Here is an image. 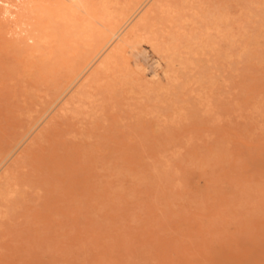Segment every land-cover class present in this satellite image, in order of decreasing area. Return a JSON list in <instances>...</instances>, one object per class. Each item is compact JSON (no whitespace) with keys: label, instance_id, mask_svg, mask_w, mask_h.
Instances as JSON below:
<instances>
[{"label":"rangeland","instance_id":"rangeland-1","mask_svg":"<svg viewBox=\"0 0 264 264\" xmlns=\"http://www.w3.org/2000/svg\"><path fill=\"white\" fill-rule=\"evenodd\" d=\"M236 1L238 4L241 2L239 7L243 5L242 8L246 2L251 7L254 2L255 6H264V0ZM236 1L227 0V4L226 0H207L206 3L201 0V6L203 12L207 13L208 10L210 15H206L211 16L213 13L210 11L216 14V8L223 4L220 11L223 7L224 14L219 9L217 14L219 11V14L231 17L243 10L238 8ZM208 2L210 4L207 7L202 4ZM180 3L179 0L177 4H183ZM233 4L237 6L238 9L234 8L237 12L230 11ZM0 5L4 4L0 1ZM246 5L245 11L249 8ZM226 7L230 10H226ZM258 7L254 8L259 11L253 9L257 13L255 18H259L264 26V7ZM76 12L77 18L71 23L73 28L70 25L71 33L53 32L48 42L43 41L40 50L30 55L25 53L26 44L21 41L23 36L27 38L26 33L21 32L22 37L16 38V34L21 36L20 32L14 33L21 30L20 27L7 20L10 23L7 28V24H3L5 20L0 19V26L3 25L5 29L0 27L5 31L1 33L0 29V162L5 164L0 163V181L4 179L1 180L5 176L3 172L9 177H5V183L0 188V264H264V213L258 212H264L262 24L248 21L246 35L251 39L247 49H242L239 44L236 50L237 44L232 45L228 39L220 40L219 51H224L218 57L213 56L217 60L215 67L218 70L215 68V72L218 73H215L217 80L208 85L203 93L205 96L207 94V99L202 95L194 96V99L190 97L193 100L190 101V108L188 98L180 112L185 117L180 113V117H176L169 113L170 99L166 91L163 94L152 91L161 94L149 92L148 95L140 89L135 90L139 87L124 80L122 72L121 75L114 72L121 71V59H117L115 68L110 70L113 73L109 71V75H106L105 71H99L98 61L102 53L106 54V50L96 57H99L98 60L94 58L87 69L82 72L78 69L85 75L77 71L75 76L68 74L70 70L65 66L69 68V65L77 61L72 57L74 52L82 53L80 49H84L78 34L83 29L81 21L85 15L80 8H76ZM231 23L233 32L239 33L240 24ZM56 35L59 39H55ZM28 42L31 44L32 40L28 39ZM78 46L81 48H77V52ZM144 46L147 47V55L143 62L148 72L160 71L157 64L160 55L156 53L157 56L151 46ZM143 48L141 46L139 51ZM248 48L252 49L251 52ZM52 49L64 51H57L60 55L55 57L56 53H52ZM26 54L28 59L24 57ZM66 54H70L71 63ZM78 55L75 57L78 58ZM223 57L227 58L223 61ZM236 57L240 58V62H236ZM251 58L252 64L249 60ZM226 59H230L231 63H225ZM26 62L35 65L28 66ZM60 67L65 68L60 70ZM42 69H46V72ZM27 71L30 75L26 74ZM87 71L90 75H86ZM79 73V77L73 79ZM115 74L120 78L123 76L119 78L120 83ZM108 76L111 80V77L117 80L114 78L111 82ZM57 78L58 81L70 79L65 80L69 82L66 85L62 83L64 80L56 82ZM43 79L41 85L40 80ZM121 80L128 84L124 85ZM60 84L62 87L59 88ZM78 85L83 90H79ZM90 86L93 91L89 89ZM84 87L89 94L85 101L91 97L94 100L92 104H98L91 105L90 100L84 106ZM48 94H54V97L50 98ZM55 94L58 95L55 97ZM163 95L169 100L166 101ZM159 96L163 100L165 98L163 103ZM260 98L262 104H259ZM72 99L74 102L77 99L79 105L77 102L75 105L81 107L75 109ZM201 100L203 104L199 103ZM102 101L103 104L100 103ZM99 103V108H95ZM164 103L168 105L164 106ZM66 105L72 107L71 110L75 108L70 111ZM87 105L96 113L91 110L90 114L91 108ZM61 106L62 109H69L68 112L64 113ZM78 109L82 111L76 112ZM61 113L66 114L65 117ZM167 113L172 119L166 116ZM28 129L33 132L31 136ZM45 134H48L46 140ZM9 143H12L13 148ZM19 164L23 165V169ZM16 165H19V169H16ZM27 165H30L29 168ZM155 165H159V170ZM5 166L11 168L7 167L4 171ZM9 174L19 184H15L17 182L11 180ZM7 181L14 182L11 185L14 186L12 191L10 187L4 186L6 183L7 187L10 186L11 183L8 185Z\"/></svg>","mask_w":264,"mask_h":264},{"label":"bare ground","instance_id":"bare-ground-1","mask_svg":"<svg viewBox=\"0 0 264 264\" xmlns=\"http://www.w3.org/2000/svg\"><path fill=\"white\" fill-rule=\"evenodd\" d=\"M2 2V4H4L3 6L0 7V19L1 20H5L3 21V24H7V28L10 27V23L9 22H13L16 26H19L21 30H18V32H14L15 34L16 33H19L20 35L22 34L21 32L23 33H26V36H23L24 38L22 39L21 38V41L22 43L25 42V49L28 54H32L34 53L36 50L39 49V46L40 44L43 42V41H47V39L49 38V36L53 33V32H69L70 31V25L72 22H74L75 18H77L75 15H77L76 13V8H80L82 9L83 13L85 16H83L82 18V21L81 23L83 24V29L79 32L78 35H80V39L83 41L82 43H84V49H80L81 47H76V51L78 52L77 48H79L80 50H82L83 52L82 53H75L76 54H79L78 55V58L77 56L75 57V55H73L72 57L76 58L77 61H75L73 64L69 65V68H68V65H66L65 67H67L68 70H70V75L73 74V76H75L74 74H77L78 72H82L83 69H85L86 67H88L90 65V63L92 62V60H94V58H96L98 55L100 56V53H102L103 51L106 50V54H101V57L100 60L98 61L99 64H98V70L99 71H105V74L107 75L109 73V71L113 68H115V63L117 61V59H121V62H122V69L120 72H117L114 70V72L118 73L121 75V72L123 74V78H125L124 80H127L129 84L133 83L135 84L134 86H137L139 88H136L135 90L137 89H140L142 92L146 93L149 95V92L153 93L152 91H160L162 94L164 93L163 91H166V93L169 95V99H170V102H168V104L170 105V107L168 108V110H170L171 112H169L171 115H179L178 113H180L183 108L185 107L186 105V102H187V99L189 98L188 102H189V105H190V108H192V104H190L191 102H193V100L191 101L190 100V97L192 99H194L193 97H198V96H205V94L203 95L204 91L206 90V88L208 87V85L212 84L214 82V80H217V78H215V76L217 75V73L215 72V68L217 69V67H215V65L217 64V60H216V57L214 59V55L215 56H219L221 51H224L221 50L219 51V43H220V40H223L225 39H228V42L230 41L232 45L234 44H237V46H235V49L238 47L239 44H241V47L243 49L246 48L247 49V46L249 44V40L251 39V37H248L246 35L247 33V24H248V21L250 22H255L259 21V18L258 20L255 18L256 14L257 13H254L255 11L253 9H255L254 7H262V5H257L255 6V2L253 4V8L251 6H248L246 5L247 2H252L253 0H244L246 2V4H244L242 2V4H244V8L245 5L249 8H247L248 10H244L243 5H241V7H239L240 3L238 4V1L236 0H231V1H236L237 5H238V8L240 9H243L241 11H239L240 13H238L237 15H232L231 17H227L226 15H222V14H219V11L221 9V5L219 8H216V14H214V12L210 11L211 13H213L211 16L210 13L208 12L207 10V13L206 12H203L202 10V7L201 6V0H180L181 3H183L182 5H178L176 0H15V1H8V0H0ZM175 1V2H174ZM207 1V0H206ZM206 1L203 2L206 3ZM209 1V0H208ZM260 1V0H259ZM262 1V0H261ZM180 3V4H181ZM202 3L203 5H205L207 7L208 4H210L209 2L207 4H204ZM226 3H227V0H226ZM233 3V2H232ZM260 4V2H258ZM257 3V4H258ZM264 4V1L262 2ZM261 3V4H262ZM229 4V3H227ZM235 4H233V9L230 10V9H227L228 5H226V10H230V11H236L234 8L238 9L237 6L234 7ZM252 5V4H251ZM231 6V5H230ZM258 7V8H259ZM210 8V6L208 7ZM232 8V6H231ZM219 9L218 11V14H217V10ZM211 10V9H210ZM224 10L223 7H222V10L220 12L223 11V14H224ZM255 10H258V9H255ZM215 11V10H214ZM233 11V12H234ZM259 11V10H258ZM263 11H264V8H263ZM262 11V12H263ZM237 12V11H236ZM261 12V13H262ZM260 13V14H261ZM206 14H209L208 16ZM228 14V12L226 13ZM264 14V13H263ZM264 16V15H263ZM262 17V16H261ZM5 18V19H3ZM7 18V19H6ZM262 19V18H261ZM0 20V25L2 24V21ZM9 22H8V21ZM242 20H245V22L242 23ZM264 20V19H263ZM231 22H238V24H240V27L239 28V33L236 34V32L232 30V27H231ZM261 23V22H260ZM12 24V23H11ZM262 24V23H261ZM9 25V26H8ZM14 25V26H15ZM235 25V24H234ZM3 26V25H2ZM0 26L1 28L4 29V27ZM13 26V27H14ZM15 26V27H16ZM255 26H259V25H256ZM263 26V24H262ZM261 26V27H262ZM72 27V25H71ZM236 27V26H234ZM254 26H252L253 28ZM264 27V26H263ZM0 28V29H1ZM12 28V27H11ZM73 28V27H72ZM237 28V27H236ZM235 28V29H236ZM15 29V28H13ZM255 29V28H254ZM259 29H260V26H259ZM264 28H262L263 30ZM5 30V29H4ZM14 31H17V30H14ZM252 31V30H251ZM4 33L5 31H2L1 29V33ZM13 32V30H12ZM0 33V35H2ZM71 33V31H70ZM253 33V32H252ZM257 33V32H256ZM264 33V32H263ZM18 34V35H19ZM56 34V33H55ZM67 34V33H66ZM255 34V33H254ZM259 34L261 35L262 32ZM60 36V34H57ZM57 35L55 36L56 38L55 39H59L57 38ZM63 36L65 34H62ZM245 35L247 37H245ZM253 35V34H252ZM14 36V35H13ZM67 36V35H66ZM254 36V35H253ZM16 38L18 37H22L21 36H15ZM62 37V36H61ZM52 39V36L50 37ZM62 38H65V37H62ZM61 38V39H62ZM4 39V38H3ZM12 39H15V38H12ZM28 39L29 40H32V43H34V45H31L29 42H28ZM60 39V40H61ZM8 41V39H6ZM20 40V39H18ZM27 40V41H26ZM50 40V39H49ZM53 40V39H52ZM11 40H9L8 42H10ZM20 41V42H21ZM116 41V42H115ZM12 42V41H11ZM17 43V41H15ZM19 42V43H20ZM48 42V41H47ZM46 42V43H47ZM52 42V41H50ZM13 43V42H12ZM252 43V42H251ZM7 44V43H6ZM44 44V42H43ZM42 44V45H43ZM144 44L148 45V46H151L152 49L155 51H153L150 47V49L156 54L158 53V55H160L161 59H159L160 57L158 56V59H157V64H158V67L160 69V71L158 70H154L153 72L149 73L148 72V67L146 66V64L143 62V59L146 57L147 55V47L144 46ZM256 44V43H255ZM258 44V43H257ZM63 45V44H61ZM82 45V44H81ZM80 45V46H81ZM224 45V42L223 44ZM20 46V44H19ZM19 46L17 48H19ZM22 46V45H21ZM24 46V45H23ZM49 46V45H48ZM51 46V45H50ZM60 48V45H58ZM65 45H63L62 47L65 49L66 47H64ZM144 47L141 51H139V48L140 47ZM253 46H256L253 44ZM259 46V45H258ZM256 46V47H258ZM61 47V48H62ZM260 47V46H259ZM48 48V47H47ZM52 48V47H51ZM57 48V46L55 47ZM53 48V49H55ZM253 48V47H252ZM255 48V47H254ZM253 48V49H254ZM261 50H263V46H261ZM22 49V48H20ZM52 49V50H53ZM75 49V48H74ZM234 49V48H233ZM234 49V50H235ZM256 49V48H255ZM19 50V49H18ZM23 50V51H24ZM40 50V49H39ZM47 50V49H45ZM60 50V49H59ZM65 50H68L69 49H65ZM73 50V48H72ZM70 50V51H72ZM108 50V51H107ZM237 50V49H236ZM238 50L241 51V49L238 48ZM249 50V48H248ZM247 50V51H248ZM252 50V49H250ZM249 50V51H250ZM51 51V49H50ZM55 51V50H53ZM52 53H56L55 54V57H57L56 55H60L59 53L63 52V51H58L56 50L55 52ZM57 51L59 53H57ZM139 51V52H138ZM246 51V52H247ZM254 51V50H253ZM258 51V50H257ZM260 51V49H259ZM19 52V51H18ZM44 52V50H43ZM251 52V51H250ZM256 52V51H255ZM263 53V51H261ZM45 53V52H44ZM66 53H68L66 51ZM70 53V52H69ZM73 53V52H72ZM71 53V54H72ZM229 53V52H228ZM238 53V52H237ZM241 53V52H239ZM243 53V52H242ZM249 53V52H248ZM29 54V55H30ZM43 54V53H42ZM64 54V53H63ZM234 54V58L233 60L235 61V52L233 53ZM258 54V53H257ZM23 55V53H22ZM66 55H69L70 57V54H66ZM227 55V52L225 54V56ZM259 55V54H258ZM261 55V54H260ZM17 56V55H16ZM136 56V57H135ZM238 56V54H237ZM249 56V54H248ZM22 57V56H21ZM28 59V56L26 54V56H24ZM23 57V58H24ZM35 57V56H34ZM44 57H46V55L44 54ZM135 57V59H134ZM228 57V56H227ZM227 57H223V61H224V58H227ZM230 57V56H229ZM243 56H241L240 58H242ZM54 58V56H53ZM99 58V57H98ZM98 58H96L98 60ZM240 58H237V61L236 62H240V60L238 61V59ZM248 58V57H247ZM253 58V57H252ZM251 59V61H253ZM16 59L18 60V58L16 57ZM22 59V58H21ZM41 59V58H39ZM57 59V58H56ZM71 59V57L69 58V60ZM222 59V58H221ZM220 58L218 60H221ZM246 59V57H245ZM227 60V59H226ZM230 59H228L225 63H227ZM233 60L232 61V64H233ZM244 60V59H243ZM243 60L241 61L243 63ZM248 60V59H247ZM261 60V59H260ZM28 61V60H27ZM36 61V60H35ZM57 61V60H56ZM96 61V60H95ZM94 61V62H95ZM246 61V60H244ZM255 61V60H254ZM23 62V61H22ZM38 62V60L36 61ZM72 62V59L70 60V63ZM56 64V62H54ZM69 63V61H68ZM228 63H231L230 61ZM241 63V64H242ZM247 63H249L247 61ZM18 64H20L18 62ZM27 64V62H26ZM25 64V65H26ZM29 64V63H28ZM27 64V65H28ZM30 64H33V63H30ZM28 65V66H31V65ZM53 64V63H52ZM239 64V63H237ZM236 64V65H237ZM246 64V63H245ZM244 64V65H245ZM252 64V62H251ZM249 64V65H251ZM35 65V64H33ZM96 65V64H95ZM95 65H94V68L95 69ZM248 65V64H247ZM49 66V65H48ZM83 66L82 70H81V67ZM91 66V65H90ZM93 66V64H92ZM222 66V65H221ZM233 66V65H232ZM27 67V66H25ZM33 67V66H32ZM64 67V68H65ZM121 67V66H120ZM12 68V67H11ZM19 68V67H18ZM31 68V67H30ZM34 68V67H33ZM41 68H42V65H41ZM47 68V67H46ZM50 68V67H49ZM64 68L60 67V70H63ZM20 69V68H19ZM22 69V68H21ZM28 69V68H27ZM48 69V68H47ZM51 69V68H50ZM49 69V70H50ZM80 71H79V70ZM87 69V68H86ZM90 69V68H89ZM91 72V70H89ZM118 70V67L116 68ZM231 69V68H230ZM18 70V69H17ZM33 70V69H31ZM38 70V69H37ZM44 70V69H42ZM52 70V69H51ZM218 70V69H217ZM22 71V70H21ZM21 71H20V74H21ZM30 73L31 71L28 70ZM27 71V72H28ZM36 71V70H35ZM46 72V69L44 70ZM43 71V72H44ZM59 71V70H58ZM57 71V72H58ZM77 71V73H75ZM88 71L86 72V75L88 73ZM93 71V70H92ZM26 73L28 75H30V73ZM42 72V71H41ZM80 72V73H81ZM89 72V73H90ZM95 72V71H94ZM101 72V73H102ZM112 72V71H110ZM25 73V72H24ZM34 73V72H33ZM31 73V74H33ZM67 73V72H66ZM80 73L73 79H76L77 77H79ZM88 73V74H89ZM113 73V72H112ZM112 73L110 74V76L112 75ZM216 73V75H215ZM16 74V73H14ZM37 74V73H36ZM65 74V73H64ZM83 73H81L82 75ZM98 74V73H97ZM100 74V73H99ZM103 74V76L105 78L106 75ZM22 75V74H21ZM40 75V73H39ZM85 75V73L83 74ZM90 75V74H89ZM102 75V74H101ZM109 75V74H108ZM117 74H115L116 76ZM148 75V76H147ZM100 76V75H99ZM110 76H108V78L110 79ZM114 76V75H113ZM222 76V75H221ZM38 77V76H37ZM64 77V76H63ZM117 79H119L120 77L116 76ZM121 77V78H122ZM217 77V76H216ZM51 78V77H50ZM62 78V77H61ZM90 78V77H89ZM111 78H115V77H111ZM120 78V79H121ZM32 79V78H30ZM40 79V78H39ZM45 79V78H44ZM44 79L43 81L40 80V83L41 82H44ZM52 79V78H51ZM68 78H65V79H62L64 80V82L62 83H66V85L69 83V82H66L68 80H66ZM72 79V77H71ZM88 79V78H87ZM111 80V82H113L114 80ZM116 79V78H115ZM116 79V80H117ZM120 79L117 80L119 83H120ZM38 80V79H37ZM53 80V79H52ZM60 80V79H59ZM62 80L58 81V78L56 80V82H61ZM66 80V81H65ZM83 80V79H82ZM101 80V79H100ZM108 80V79H107ZM47 81V80H45ZM80 81V80H78ZM84 81V80H83ZM93 81V79H91V82ZM123 82V80H121ZM71 82V80H70ZM82 82V81H81ZM90 83V81H88ZM94 82V81H93ZM99 82V80H98ZM103 82V81H102ZM121 82V83H122ZM125 82V81H124ZM123 82V83H124ZM221 82V81H219ZM55 83V82H54ZM72 83V82H71ZM89 83H87V87L89 86ZM109 83V82H108ZM128 83H124L125 84H128ZM43 83H41L42 85ZM59 84V83H58ZM58 84H55L56 86H58ZM63 84V85H64ZM77 84V83H76ZM75 84V85H76ZM100 84V83H99ZM107 84V83H106ZM110 84V83H109ZM113 84V83H112ZM80 85V84H79ZM78 85V86H79ZM92 85V84H90ZM94 85V84H93ZM101 85V84H100ZM104 85H105V82H104ZM116 85V83H115ZM216 85V84H215ZM17 86V85H16ZM30 86V85H29ZM32 86V85H31ZM55 86V87H56ZM65 86V85H64ZM70 86V85H69ZM74 86V85H73ZM82 86V85H81ZM85 86V87H86ZM103 86V85H102ZM100 86V87H102ZM107 86V85H106ZM110 86L111 88L113 86L111 85H108ZM133 86V85H132ZM214 86V85H213ZM33 87V86H32ZM62 87L61 84L59 86V88ZM67 87V86H66ZM75 87V86H74ZM84 87V89H85ZM91 87V86H90ZM89 89L92 90L93 87H91ZM95 87V86H94ZM97 87V86H96ZM95 87V88H96ZM115 87V86H114ZM113 87V88H114ZM48 88H51V87H48ZM58 88V87H57ZM64 88V87H63ZM62 88V89H63ZM71 88V86H70ZM82 87L79 86V90L81 89ZM94 88V89H95ZM98 88H99V85H98ZM97 88V89H98ZM107 88V87H106ZM53 88H51L52 90ZM65 89V88H64ZM78 89V88H76ZM101 89V88H100ZM99 89V90H100ZM103 89V87H102ZM211 88L209 87V90ZM59 91V89H56ZM54 90V91H56ZM83 90V89H81ZM88 90V89H87ZM90 90H88V93H90ZM98 90V91H99ZM139 90V92H140ZM209 90L205 93H208ZM244 90V89H243ZM53 91V92H54ZM62 91V90H61ZM66 91L68 92V90L66 89ZM78 92V90H76ZM85 93L87 92L86 89L84 90ZM82 91V92H84ZM93 91V90H92ZM91 91V92H92ZM103 91V90H102ZM108 91V90H107ZM64 92V91H63ZM77 92H73L74 93H77ZM138 92V93H139ZM211 92V91H210ZM50 93V91L48 92ZM57 93V91L55 92ZM85 97L83 99V101H85V98H86V95H89V94H85ZM92 93H95V92H92ZM91 93V94H92ZM99 93H101L99 91ZM141 93V92H140ZM157 93V92H155ZM161 93H158V94H154V95H159ZM62 94V93H61ZM83 94V93H82ZM81 94V96H82ZM113 94V93H112ZM166 94V95H167ZM51 95V94H50ZM49 94L47 95L48 97L50 96ZM54 95V94H53ZM53 95L50 96L51 97H54ZM58 94H55V97L57 96ZM64 95V94H63ZM63 95H60L63 97ZM79 95V94H78ZM141 95V94H140ZM143 95V94H142ZM59 96V97H60ZM66 96V95H65ZM94 95L92 94V97ZM161 96V95H160ZM159 96V97H160ZM207 96V94H206ZM205 96V97H206ZM209 96V95H208ZM36 97V95H35ZM61 97V99H62ZM90 97V96H89ZM97 97V96H96ZM148 97V96H147ZM151 97V96H149ZM155 97V96H154ZM157 97V96H156ZM162 97H165L164 95ZM167 97V96H166ZM165 97V98H166ZM204 97V98H205ZM210 97V96H209ZM49 98V100H50ZM71 98H73L71 96ZM91 98V97H90ZM89 98V100L87 102H89L91 99ZM100 98V96H99ZM164 98V100H165ZM168 98H166V101L169 100ZM55 99V98H54ZM52 99V101L54 100ZM58 100V101H61ZM87 99V98H86ZM92 99H95V98H92ZM102 98H100L101 100ZM157 99V98H156ZM202 99V97L200 98ZM207 99V97H206ZM258 99V97L256 98V100ZM264 99V98H262ZM260 98V101H259V104H262L261 102H263ZM46 101V103H48V101ZM75 100V99H74ZM96 100H98L96 98ZM95 100V101H96ZM98 100V102L100 101ZM160 102H162L163 99H161L160 97ZM163 100V101H164ZM195 100H198V98ZM194 100V102H195ZM262 100V101H261ZM71 101V99H70ZM68 101V102H70ZM73 101V99H72ZM82 101V100H81ZM82 101V103H83ZM191 101V102H190ZM199 101V100H198ZM258 101V100H257ZM77 102V106L79 105V101H76ZM74 101V105L76 104ZM86 101L84 103V106L85 104H88ZM92 102H94V100L90 101V104L91 105H94V104H98V103H94L92 104ZM159 104H162L160 103ZM256 102V101H255ZM45 103V104H46ZM51 103V102H50ZM61 103V102H59ZM65 103V101L63 102ZM62 103V104H63ZM67 103V101H66ZM103 104V101L100 102ZM100 103L99 105H96L94 106L95 108H99L98 106H100ZM158 103V101H157ZM167 103V102H166ZM199 103H202V100L201 102ZM237 103V102H236ZM258 103V102H257ZM256 103V105H257ZM68 104V103H67ZM72 103H70L71 105ZM156 104V103H155ZM165 104V103H164ZM168 104H165L164 106L168 105ZM188 104V103H187ZM203 104V103H202ZM201 104V105H202ZM49 104H47L46 107H48ZM59 105V104H56V106ZM69 105V104H68ZM66 105V106H68ZM73 104L71 106H74ZM81 105V103H80ZM83 105V104H82ZM105 105V104H104ZM163 105V104H162ZM52 106V105H51ZM55 106V107H56ZM64 106V105H63ZM60 107V109H62V107ZM158 106V105H157ZM157 106H155V108H157ZM188 106V105H187ZM187 106L185 109H187ZM194 108L196 107L194 104H193ZM259 106V105H257ZM54 107V109H55ZM69 107V106H68ZM76 107V105H75ZM72 110H74V108ZM81 107V106H80ZM80 107H76L75 109L77 108H80ZM87 107H90L91 106H88ZM160 106H158V109H159ZM263 107V105L261 106V108ZM70 108V107H69ZM72 108V107H71ZM70 108V111H72ZM162 108V107H161ZM163 108H167V107H163ZM189 108V107H188ZM45 109V108H44ZM66 108L62 109L65 113L68 112V110H65ZM96 109V110H97ZM51 110V109H50ZM47 111V112H50ZM81 109H78V110H75L76 112L77 111H80ZM92 108L89 109V112L90 114L92 112L96 113L95 111L92 110ZM157 110V109H156ZM161 110V109H160ZM158 110V111H160ZM262 110V109H261ZM82 111V110H81ZM163 110H161L162 112ZM186 111V110H185ZM58 112V111H57ZM61 112V111H60ZM144 112V111H143ZM153 112V111H152ZM155 112V110H154ZM165 112H168V111H165ZM163 112V113H165ZM64 113L62 114L64 117ZM162 113V115H163ZM169 113H167L168 115H166L167 117H169L170 119H172L170 116H169ZM68 114V113H67ZM74 114V112H73ZM76 114V113H75ZM79 114V112H78ZM157 114V113H156ZM159 114V112H158ZM161 114V113H160ZM159 114V115H160ZM181 114V113H180ZM184 114V112H183ZM44 115V114H43ZM182 115V114H181ZM62 116V117H63ZM102 116V115H101ZM184 116V115H182ZM41 117V116H40ZM43 117V116H42ZM53 117H56V115ZM52 117V118H53ZM162 118V116H160ZM177 117V116H176ZM180 117V115H179ZM178 117V118H179ZM185 117V116H184ZM183 117V118H184ZM183 118H179V119H183ZM187 118V117H186ZM185 118V120H186ZM254 118V117H253ZM38 119V118H37ZM55 119V118H54ZM65 119V118H64ZM170 119H166L167 121ZM177 119V118H176ZM36 120V119H35ZM35 120L33 122H35ZM161 120V119H160ZM248 120H250L248 118ZM54 121V120H53ZM162 121H165V120H162ZM172 121V120H171ZM176 121V120H174ZM32 122V123H33ZM37 122H39V120H37ZM36 122V123H37ZM55 122V121H54ZM29 123V122H28ZM27 123V124H28ZM31 123V121H30ZM31 123V125H32ZM48 123H51V121H49ZM58 123V122H57ZM55 123V124H57ZM161 123V122H160ZM26 124V125H27ZM35 124V123H34ZM40 124V123H39ZM25 125V124H24ZM23 125V127H24ZM30 125V124H28ZM36 126V124L34 125ZM51 126V125H50ZM53 127V126H51ZM25 128V127H24ZM29 128V127H28ZM36 128V127H35ZM48 128H50L48 126ZM47 128V130H48ZM58 128V126H57ZM56 128V129H57ZM51 129V128H50ZM55 129V128H54ZM25 130V129H24ZM27 130V129H26ZM29 130V129H28ZM32 131H35L33 129H31ZM19 131V130H18ZM30 131V130H29ZM49 131V130H48ZM52 131V130H51ZM27 133H30L28 131H26ZM55 132V131H54ZM17 133V132H16ZM21 133V132H20ZM24 133V132H23ZM33 132L30 133V136ZM56 133V132H55ZM19 134V133H18ZM49 134V132H48ZM47 134V135H48ZM50 134H52L50 132ZM17 135V134H16ZM23 135V134H22ZM45 134V139L48 138ZM25 136V135H24ZM28 137L26 135L27 138H31V137ZM38 135H36L37 137ZM42 136V134H41ZM47 136V137H46ZM20 137H22L20 135ZM19 137V138H20ZM40 137V136H38ZM16 138V137H15ZM33 138V137H32ZM31 138V139H32ZM40 138H43V137H40ZM23 139L25 141H28V139L26 140L24 137ZM50 139V137H49ZM84 139V138H83ZM18 140V138H17ZM16 140V141H17ZM34 139H32L33 141ZM38 140V139H37ZM43 140V141H44ZM31 141V142H32ZM36 141V140H35ZM40 141V140H39ZM42 141V140H41ZM42 141V142H43ZM10 142V141H9ZM13 143V142H12ZM11 143V144H12ZM18 143V142H17ZM10 144V143H9ZM10 144V145H11ZM37 144V142H36ZM9 145V146H10ZM20 145V144H19ZM32 145V143L30 144ZM29 146V145H28ZM27 146V147H28ZM10 147L13 148V145H11ZM15 147V146H14ZM17 147V146H16ZM39 147V146H38ZM8 148V147H7ZM19 148V146H18ZM10 150V149H9ZM12 150V149H11ZM10 150V151H11ZM39 150V149H38ZM13 151V150H12ZM11 151V152H12ZM31 151V150H30ZM24 152V150H23ZM23 152L21 154H23ZM6 155H8L7 153L8 152H5ZM10 153V152H9ZM17 153V152H16ZM27 153V152H26ZM25 153V155H27ZM84 153V152H83ZM13 154H14V151H13ZM31 154V153H30ZM29 154V155H30ZM19 155V154H18ZM17 155V156H18ZM24 155V154H23ZM15 156V155H14ZM16 156V157H17ZM37 156V155H36ZM8 157V156H7ZM11 157V155H10ZM22 158H25L23 156H19ZM33 157V156H32ZM2 158V157H1ZM3 158H4V154H3ZM9 158V157H8ZM12 158V157H11ZM10 158V159H11ZM27 158V157H26ZM9 159V160H10ZM20 159V158H19ZM162 159V158H161ZM17 160V159H16ZM24 160V159H23ZM22 161V160H21ZM26 161V159L24 160V162ZM163 161V160H162ZM166 161V160H164ZM20 162V161H19ZM18 162V163H19ZM23 162V163H24ZM3 164V162H0ZM9 163V162H8ZM15 163V162H14ZM21 163V162H20ZM163 164V162H161ZM161 163L159 162V164L161 165ZM13 164V163H12ZM25 164V163H24ZM31 164V163H30ZM5 165V164H3ZM8 165V164H7ZM20 165V164H19ZM19 165H16L15 167L19 166ZM22 165V164H21ZM20 167L23 169V165ZM26 165H24L25 167ZM30 166V165H27V167ZM156 166V165H155ZM154 166V167H155ZM164 166V165H162ZM161 166V168H162ZM7 167H10L11 166H7ZM6 166L3 168L4 171H5V168H7ZM13 167V165H12ZM153 167V168H154ZM157 167V170H159V165L156 166ZM29 168V167H28ZM35 168V167H34ZM165 168V166H164ZM1 169V171L3 170ZM13 169V168H12ZM16 169H19L18 167ZM27 169V168H25ZM156 169V168H154ZM153 169V170H154ZM11 171V169H9ZM21 170V169H20ZM34 170V169H32ZM36 170V169H35ZM156 170V171H157ZM15 173H16V170H14ZM13 171V172H14ZM19 171V170H18ZM27 171V170H26ZM167 171V170H166ZM12 172V171H11ZM25 172V171H24ZM1 173V172H0ZM7 173V172H6ZM168 173V172H167ZM2 174V173H1ZM0 174V176H1ZM3 174L5 176H3L1 178V180H5V177H8L5 172H3ZM20 174V173H19ZM22 174V173H21ZM10 175V174H9ZM16 176V175H15ZM22 176V175H21ZM11 177V175H10ZM13 177V176H12ZM12 177L10 178L11 180H15V179H12ZM17 179H18V176H16ZM15 177V178H16ZM9 178V177H8ZM14 178V177H13ZM0 181V188L1 186H3V184L5 183L4 181ZM16 181V180H15ZM18 181V180H17ZM16 181V182H17ZM8 182V181H7ZM10 182V181H9ZM9 182H8V185H9ZM11 183V182H10ZM14 183V182H13ZM11 183L10 186L7 187V183L4 185L6 188H14V186L11 187V185L13 184ZM15 184H19L18 182L15 183ZM7 189V190H9ZM12 191V189H11ZM9 192V191H8ZM5 193V192H4ZM258 204V203H257ZM256 204V205H257ZM257 212V211H256ZM259 213H264V212H260L258 210ZM258 214V213H257ZM259 216V215H258Z\"/></svg>","mask_w":264,"mask_h":264}]
</instances>
